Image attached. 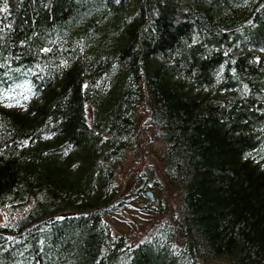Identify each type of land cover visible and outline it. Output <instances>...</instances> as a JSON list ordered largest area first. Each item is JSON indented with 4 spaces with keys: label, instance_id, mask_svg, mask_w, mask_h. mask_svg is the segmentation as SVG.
<instances>
[{
    "label": "trees",
    "instance_id": "1",
    "mask_svg": "<svg viewBox=\"0 0 264 264\" xmlns=\"http://www.w3.org/2000/svg\"><path fill=\"white\" fill-rule=\"evenodd\" d=\"M0 21V264H264V0H0ZM132 151L156 163L131 175L138 238L105 219Z\"/></svg>",
    "mask_w": 264,
    "mask_h": 264
},
{
    "label": "rangeland",
    "instance_id": "2",
    "mask_svg": "<svg viewBox=\"0 0 264 264\" xmlns=\"http://www.w3.org/2000/svg\"><path fill=\"white\" fill-rule=\"evenodd\" d=\"M156 145H159V143L156 142ZM140 155H136L132 151L128 161L117 177L119 188L130 192L126 197L129 199L128 206L105 216L110 230L118 233H127L132 238L144 235L152 224L146 212L140 210L141 205L146 201V197L141 196L136 198L134 196V192H137L139 186L131 175L134 168H145L148 165H156V163L154 153L149 151L141 157ZM5 211L6 207L0 208V225L6 220Z\"/></svg>",
    "mask_w": 264,
    "mask_h": 264
},
{
    "label": "water",
    "instance_id": "3",
    "mask_svg": "<svg viewBox=\"0 0 264 264\" xmlns=\"http://www.w3.org/2000/svg\"><path fill=\"white\" fill-rule=\"evenodd\" d=\"M146 194L149 198L154 199V195H153V192L151 190H147ZM70 214H72V213H66V214H64V216H67Z\"/></svg>",
    "mask_w": 264,
    "mask_h": 264
},
{
    "label": "bare ground",
    "instance_id": "4",
    "mask_svg": "<svg viewBox=\"0 0 264 264\" xmlns=\"http://www.w3.org/2000/svg\"><path fill=\"white\" fill-rule=\"evenodd\" d=\"M0 22H1V21H0ZM3 25H5V23H4ZM5 27H6V26H5ZM16 27H17V26H16ZM14 28H15V27H14ZM16 29H17V28H16ZM17 30H18V29H17ZM249 132H250V131H249ZM249 132H248V133H249ZM251 153H252V152H251ZM245 155H247V153H246Z\"/></svg>",
    "mask_w": 264,
    "mask_h": 264
}]
</instances>
